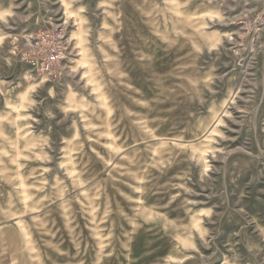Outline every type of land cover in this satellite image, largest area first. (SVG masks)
Wrapping results in <instances>:
<instances>
[{"label":"rangeland","instance_id":"rangeland-1","mask_svg":"<svg viewBox=\"0 0 264 264\" xmlns=\"http://www.w3.org/2000/svg\"><path fill=\"white\" fill-rule=\"evenodd\" d=\"M262 0H0V264H264ZM66 26L61 78L19 61Z\"/></svg>","mask_w":264,"mask_h":264},{"label":"built area","instance_id":"built-area-1","mask_svg":"<svg viewBox=\"0 0 264 264\" xmlns=\"http://www.w3.org/2000/svg\"><path fill=\"white\" fill-rule=\"evenodd\" d=\"M239 25V41H235L230 50L233 55L254 57L264 45V0L251 15L241 19ZM71 52L68 29L58 23L26 36L18 57L37 78L54 83L61 78Z\"/></svg>","mask_w":264,"mask_h":264}]
</instances>
